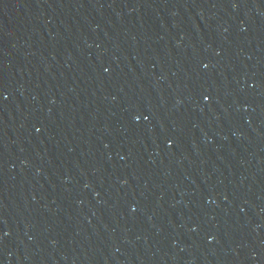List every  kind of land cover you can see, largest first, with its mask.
I'll list each match as a JSON object with an SVG mask.
<instances>
[{"label":"water","instance_id":"95a60500","mask_svg":"<svg viewBox=\"0 0 264 264\" xmlns=\"http://www.w3.org/2000/svg\"><path fill=\"white\" fill-rule=\"evenodd\" d=\"M0 264H264V0H0Z\"/></svg>","mask_w":264,"mask_h":264}]
</instances>
